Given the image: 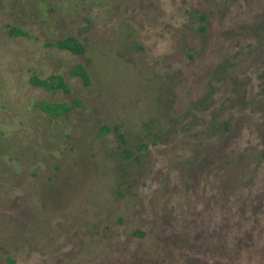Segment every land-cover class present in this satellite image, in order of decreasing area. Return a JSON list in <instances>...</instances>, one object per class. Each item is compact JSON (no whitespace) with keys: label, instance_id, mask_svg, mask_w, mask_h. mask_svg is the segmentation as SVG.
<instances>
[{"label":"rangeland","instance_id":"rangeland-1","mask_svg":"<svg viewBox=\"0 0 264 264\" xmlns=\"http://www.w3.org/2000/svg\"><path fill=\"white\" fill-rule=\"evenodd\" d=\"M263 148L264 0H0V264H264Z\"/></svg>","mask_w":264,"mask_h":264},{"label":"trees","instance_id":"trees-1","mask_svg":"<svg viewBox=\"0 0 264 264\" xmlns=\"http://www.w3.org/2000/svg\"><path fill=\"white\" fill-rule=\"evenodd\" d=\"M10 32L17 34V33H21L22 31L17 30L15 28H10ZM52 44L58 47L67 48L72 52H80L81 50L80 45L78 41L76 40V38L70 35L64 36L63 38H60V39H56L55 41H53ZM73 72L78 74L82 79L86 77L85 72L83 71L81 66L78 64L75 65V67L73 68ZM29 81L32 84L40 85L45 88H49V89L61 88L65 92L68 91V85L66 84V82H64V80L59 74L51 73L45 77H36L32 75L31 77H29ZM41 105L49 113L55 114V115L64 113L69 108V104L66 102H42ZM227 127L228 126L225 125V128ZM257 156L259 160H264V148L258 150ZM253 206H255L254 201H252V205H250V207L252 208Z\"/></svg>","mask_w":264,"mask_h":264}]
</instances>
